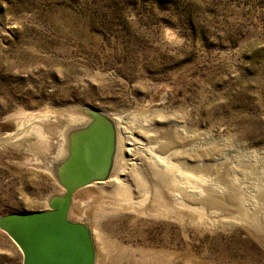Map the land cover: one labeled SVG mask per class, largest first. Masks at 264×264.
Wrapping results in <instances>:
<instances>
[{
  "label": "rangeland",
  "instance_id": "obj_1",
  "mask_svg": "<svg viewBox=\"0 0 264 264\" xmlns=\"http://www.w3.org/2000/svg\"><path fill=\"white\" fill-rule=\"evenodd\" d=\"M71 106L113 115L141 156L167 136L182 144L137 161L126 192L75 193L96 264H264V0H0V216L62 192L28 115ZM159 187L173 212L138 213L141 189ZM198 191L224 206L195 203ZM0 264H23L2 231Z\"/></svg>",
  "mask_w": 264,
  "mask_h": 264
},
{
  "label": "water",
  "instance_id": "obj_2",
  "mask_svg": "<svg viewBox=\"0 0 264 264\" xmlns=\"http://www.w3.org/2000/svg\"><path fill=\"white\" fill-rule=\"evenodd\" d=\"M94 110L88 114L95 122L71 137L69 157L59 166L64 192L53 195L46 210L0 216V230L17 245L23 264H96L89 227L69 218L75 193L107 180L113 166L115 122Z\"/></svg>",
  "mask_w": 264,
  "mask_h": 264
},
{
  "label": "bare ground",
  "instance_id": "obj_3",
  "mask_svg": "<svg viewBox=\"0 0 264 264\" xmlns=\"http://www.w3.org/2000/svg\"><path fill=\"white\" fill-rule=\"evenodd\" d=\"M91 108L92 107H89V106H71V107L62 108V109H45L43 111L29 113V115H28L32 118L40 120L39 126H41V127L38 128V132L42 137L45 138V140L43 139L44 141H46L45 149L49 153H51V158H47L46 160L43 159L44 161L40 160L41 164H43V166H41L39 164H38V166L41 168H44V167L47 168L48 167L47 169H49V172L52 174L56 183L59 186H60V184H59V180H58V170H59L60 164L62 162H64L69 157V145L71 143L70 142L71 137L74 134H77L80 131L87 129L88 127H90L95 122L94 118H92L88 114V110ZM94 109H96V108H94ZM94 111H96L99 115L105 116V117H107V118H109L115 122V125H116V148H115V156H114V160H113V166H112L109 177L105 181L92 183L91 184L92 186H98V184L103 183V182L106 183L108 181L112 186H114L113 191L115 194H118V193L120 194V193L126 192V191H128V189H127L128 187H127L125 182L127 179H129V177L131 175L130 173H131V171L134 170L133 168H134L135 163L137 161L139 162L138 165H143L152 159L154 161V163L158 164L159 162H163V160L165 161L167 159L165 154H169V151H173L177 147L182 146L179 138L167 136L166 141L163 145H161L160 147L158 146V147L153 148L154 152H155L154 155L149 154L148 158L141 156V155H139L140 153L139 154L137 153L138 146L133 145L131 142L126 143V144H128V147H127V145H123V143H122L123 141L121 140V134H120V130H119L118 121L113 115L106 113V112L99 110V109H96ZM51 139H53L54 144L56 143L55 145H57V146H52L50 144ZM147 143H151L150 140ZM36 151H38V150H36ZM125 152L130 154V158L127 161H125V159H124L125 155L123 156V154ZM45 156H47V155H45ZM51 160H53V163H50ZM168 167H169V165L167 166V168ZM155 169H152V171L154 172V176L157 174V172H160L159 170H155ZM201 171H205V169L203 168V169H201ZM193 175L198 176L196 171H189L188 173H186L187 178L193 177ZM160 176H162V173L159 175V177ZM163 176H165V172H164ZM133 177L135 178V176H133ZM187 178H186V180H187ZM159 179H160V181L165 182L164 178L161 177ZM218 180L222 181V179L220 177L218 178ZM121 181H124V182L121 183ZM91 185H89V186H91ZM89 186H86V187H89ZM86 187H83V188L79 189L78 191H80ZM141 190L147 194L148 203H147V206H145L144 202H145L146 198H144L142 200L144 202L139 204V205L136 204L139 201H135V203H133V204L136 205L135 207H137V208H135V207L134 208L136 209V211L138 213H143L145 210L154 211V212H160L161 211V213H169L174 209L173 205H172L173 199H170V197L168 195H166V193L164 192V190L161 187L152 189L151 191L147 190L146 188L145 189L142 188ZM63 192H64V189L62 190V192L60 194H62ZM52 196L53 195H51L48 198L47 205H48L49 199ZM201 196H202L201 191H198V193H196L192 196V198L194 199L193 201L195 203L197 201H200V203L205 202V203H208L210 205H214L217 208L224 206L225 202L222 199H220L217 195L210 194L206 199H202ZM144 197H146V195ZM73 201H74V199H73ZM258 201L264 203V192L258 198ZM197 203H199V202H197ZM71 207H72V205H71ZM184 207H186V206H184ZM140 209L143 211H141ZM70 212H71V208L69 211V218L73 221H76L75 219H73L70 216V214H71ZM77 222H84L89 227L88 223L85 220H82V221L77 220ZM89 229H90L91 234H92L93 243H94L95 251H96V255H97L93 231L90 227H89ZM171 244H172V242H171ZM171 244L167 243V246H170Z\"/></svg>",
  "mask_w": 264,
  "mask_h": 264
}]
</instances>
